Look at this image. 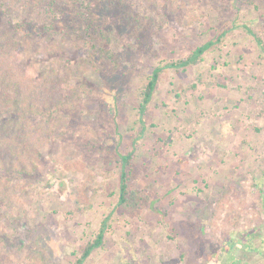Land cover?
I'll return each instance as SVG.
<instances>
[{
    "label": "rangeland",
    "instance_id": "1",
    "mask_svg": "<svg viewBox=\"0 0 264 264\" xmlns=\"http://www.w3.org/2000/svg\"><path fill=\"white\" fill-rule=\"evenodd\" d=\"M111 1L89 33L68 10L5 7L21 64L65 95L30 117L32 153L0 167V264H74L102 223L82 264H264V0ZM218 36L197 65L161 70L140 116L153 70ZM130 152L149 197L135 217L116 207Z\"/></svg>",
    "mask_w": 264,
    "mask_h": 264
},
{
    "label": "trees",
    "instance_id": "2",
    "mask_svg": "<svg viewBox=\"0 0 264 264\" xmlns=\"http://www.w3.org/2000/svg\"><path fill=\"white\" fill-rule=\"evenodd\" d=\"M97 1L0 0V120L9 118L8 122L0 125V157H2L0 167L3 169H17L18 164H11L10 158L16 157L20 150H23L22 142L25 144L24 148L32 153L34 140L38 136L35 131L38 130L31 125L30 117L38 118L42 122L49 121L59 110V99L64 94L62 89L52 86L47 82L46 77L36 73L29 64H21L22 44L18 41L17 34L22 32V28L12 18L2 17L6 14L5 7L20 4L26 10L40 14L47 13V16L52 13L57 17H65L68 10L69 13L85 16L86 25L83 30L89 33L91 29L98 32L94 24L95 19L92 18L95 8L100 6ZM70 4L73 6L72 10ZM104 5L109 12L117 9V5L111 0H105ZM54 21L55 18H52L44 30L54 33ZM247 31L251 33L250 30L247 29ZM219 37L196 47L185 58L155 68L146 84L138 92L140 116L143 115L152 98L161 70L165 68L186 69L197 65L202 61L203 55L219 40ZM257 42V44L261 43L258 39ZM133 158V152L119 155L120 175L116 207L129 217L137 216L149 202V197L132 184ZM105 226L106 224L102 223L95 238L86 245L82 255L74 264H82L85 258L102 245Z\"/></svg>",
    "mask_w": 264,
    "mask_h": 264
}]
</instances>
